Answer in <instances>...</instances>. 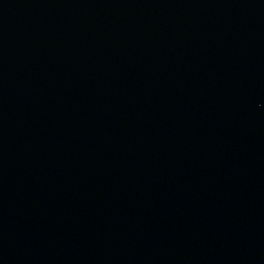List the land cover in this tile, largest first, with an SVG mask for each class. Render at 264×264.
I'll use <instances>...</instances> for the list:
<instances>
[{"label":"water","instance_id":"water-1","mask_svg":"<svg viewBox=\"0 0 264 264\" xmlns=\"http://www.w3.org/2000/svg\"><path fill=\"white\" fill-rule=\"evenodd\" d=\"M0 264H264V0H0Z\"/></svg>","mask_w":264,"mask_h":264}]
</instances>
